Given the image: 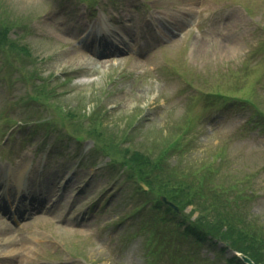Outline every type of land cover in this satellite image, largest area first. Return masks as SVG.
<instances>
[{"label": "rangeland", "instance_id": "obj_1", "mask_svg": "<svg viewBox=\"0 0 264 264\" xmlns=\"http://www.w3.org/2000/svg\"><path fill=\"white\" fill-rule=\"evenodd\" d=\"M85 1L0 0L1 12L19 19L9 35L28 48L12 57L21 68L0 70V109L6 110L0 116V195L10 190L19 197L33 195L44 178L47 190L60 188L61 197L60 179L69 170L75 175L65 176L68 200L59 217L40 208L15 221L0 211V264L17 263L18 255L23 264H147L148 250L156 248L149 247L146 231L158 216L152 203L136 194L138 186L124 168L93 149L92 141L77 139L84 134L76 137L72 123L52 105L36 95V101L29 98L33 75L48 76V83L54 77L50 82L59 83L54 101L62 107L89 115L101 106L103 120L139 148L155 147L173 123L195 120L184 147L170 151L165 166L188 169L222 148L213 181H244L252 195L243 213L264 227V0H100L104 22L112 20L136 46L99 55L87 52L82 42V25L94 17ZM182 15L195 18L190 32L172 38L162 31L161 24L174 25ZM219 89L236 90V96L254 98L258 105L230 97L222 105L232 104L221 109ZM158 224L171 237L174 225ZM173 238L187 256L171 258L164 249L162 264H228L233 255L222 250L223 243L192 246L188 239L181 245L178 234Z\"/></svg>", "mask_w": 264, "mask_h": 264}, {"label": "trees", "instance_id": "obj_2", "mask_svg": "<svg viewBox=\"0 0 264 264\" xmlns=\"http://www.w3.org/2000/svg\"><path fill=\"white\" fill-rule=\"evenodd\" d=\"M17 20L9 19L0 11V49L6 53L9 51V54H6L7 59L17 53H27L25 45L11 38L8 33ZM34 91L40 98L50 95L44 83H36ZM61 115L71 120L76 116L84 117L86 120L83 122H79V120L78 123L73 122L74 135L84 132L96 142L104 143L105 148L114 157H121L131 166L136 179H142L149 185L147 199L152 202V207L157 211L158 216L155 217L148 229L151 234L149 245L154 242L157 244L156 248H151L148 251L147 264L165 263L164 249L170 253L171 258H177L178 255L180 257L187 256L180 248L178 241L173 237L169 239L168 234L164 233L168 239L166 240L168 245L160 243L157 239L158 234L160 237L163 235L157 227L159 221H173L177 226H184L182 230L171 229L173 234H178L181 245L188 239L192 246L203 245L207 242L215 243L214 239L225 240L234 249L248 254L257 264H264V227L249 221L240 211L238 203L224 194L231 188L236 191L240 190L234 182L223 184L213 181L212 175L215 168L208 163L209 161L198 162L188 169H180L176 165L165 166L166 155L170 151H179L183 148V128L191 125L190 119H187L185 123H176L175 129L170 130L162 137V140L154 143L155 147L139 148L127 145L119 146L122 138L117 137L120 132L100 121V108H96L89 116L82 111L75 112L70 109L65 110V113ZM22 119L28 120L25 117ZM77 139L83 138L77 137ZM160 195H167L179 206L180 210L176 211L165 206ZM243 196L246 195L243 194ZM187 205H191L190 214L184 213ZM194 212H196V216L191 219L190 215ZM173 246L175 248L171 251L169 247ZM227 261L229 264H245L236 255L228 258Z\"/></svg>", "mask_w": 264, "mask_h": 264}, {"label": "bare ground", "instance_id": "obj_3", "mask_svg": "<svg viewBox=\"0 0 264 264\" xmlns=\"http://www.w3.org/2000/svg\"><path fill=\"white\" fill-rule=\"evenodd\" d=\"M187 20V21H186ZM185 21H181V22H179V23H176L177 24V26L180 28V30H185V28H187L189 25H191L192 23H193V21H194V17H190L189 19H186ZM133 39V38H132ZM134 40V39H133ZM87 44L85 45V46H87L88 47V41L86 42ZM89 48V50L88 49H86L87 50V52L89 51V53H92V51H94V50H92V48H90V47H88ZM85 50V51H86ZM97 53V52H96ZM16 177L18 178L19 177V175L18 174H16ZM55 193V192H54ZM21 199H19V196H17L16 194H15V191L14 192H11V193H9V196H8V201L9 202H12V203H14V204H21V203H23V201L24 200H31L30 201V203L31 202H36L37 200H38V197H37V195H27V194H24L23 193V195L20 197ZM2 205V204H1ZM0 205V209L2 210V206ZM25 205H27L26 203H25ZM22 206V205H21ZM62 204L61 205H58L56 208H54V209H49V213H51L52 215H54V216H58L59 215V213H58V210H60V209H62ZM51 211V212H50ZM59 217V216H58ZM12 251V250H11ZM14 257V256H13ZM17 257H19L20 259L19 260H17V263H11V262H8V263H11V264H23L22 263V255H18V256H15L14 257V260H16L17 259ZM13 260V261H14ZM12 261V262H13ZM6 264V263H5Z\"/></svg>", "mask_w": 264, "mask_h": 264}, {"label": "water", "instance_id": "obj_4", "mask_svg": "<svg viewBox=\"0 0 264 264\" xmlns=\"http://www.w3.org/2000/svg\"><path fill=\"white\" fill-rule=\"evenodd\" d=\"M165 201H167L168 202V200L165 198ZM171 205H173L172 203H170ZM244 258H245V260L247 261V262H249L250 264H254L253 263V261L250 259V258H248L247 256H245V255H242Z\"/></svg>", "mask_w": 264, "mask_h": 264}]
</instances>
